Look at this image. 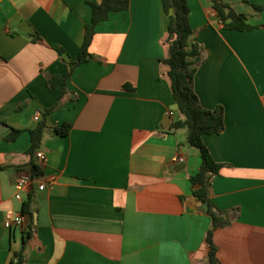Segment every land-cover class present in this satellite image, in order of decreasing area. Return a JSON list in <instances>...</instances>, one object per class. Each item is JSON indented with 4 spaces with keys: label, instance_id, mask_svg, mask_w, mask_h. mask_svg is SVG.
Instances as JSON below:
<instances>
[{
    "label": "crops",
    "instance_id": "1",
    "mask_svg": "<svg viewBox=\"0 0 264 264\" xmlns=\"http://www.w3.org/2000/svg\"><path fill=\"white\" fill-rule=\"evenodd\" d=\"M90 1L101 0H0V264L29 229L26 264H207L211 217L190 180L202 160L186 130L172 127L179 110L161 63L170 20L162 0H130L96 25L94 58L75 68L46 116V160L34 155L42 169L30 167V130L62 90L46 74L72 66ZM225 1L254 27L225 28L211 0H188L192 40L206 55L195 90L225 115L224 131L203 137L222 163L211 197L239 209L214 242L220 264H264V0ZM65 122L69 133L55 132ZM13 128L22 132L7 139ZM21 172L32 181L19 200ZM28 201L32 224L28 216L25 228L6 227Z\"/></svg>",
    "mask_w": 264,
    "mask_h": 264
},
{
    "label": "trees",
    "instance_id": "2",
    "mask_svg": "<svg viewBox=\"0 0 264 264\" xmlns=\"http://www.w3.org/2000/svg\"><path fill=\"white\" fill-rule=\"evenodd\" d=\"M211 2L225 28L246 30L254 27L253 24L248 22L245 13L237 12L225 0H211ZM89 4L92 8V19L86 24L85 37L78 56L72 59V66L61 74H46L48 86L51 89L62 87V90L57 102L45 110L44 119L40 120L37 126L30 130L31 146L27 152L32 157L30 167L33 172L42 169L41 165L35 162L33 158L40 147L45 128L47 127L46 116L60 104L67 92L68 79L75 68L94 58L90 51V45L96 33V25L100 21L108 19L111 12L128 9L130 0L90 1ZM162 4L170 20L166 36L163 38L167 54L161 58V63L167 67V75L179 110L172 127L174 129H185L188 143L199 150L202 160L201 166L195 174L191 175L190 180L194 196L204 204L206 213L211 217V225L205 235V241L208 246L207 264H220V259L217 255L218 248L214 242V233L216 229L230 225L239 215V209L222 210L212 200V178L220 172L222 163L214 159L203 137L205 134H218L224 131V107L223 105H218L212 109L203 107L195 90V74L198 67L205 61L206 55L202 44L192 40L194 28L189 19L190 6L188 0H162ZM58 51L62 55L66 53L63 48H59ZM0 123H4V121L0 119ZM71 128L72 124L65 122L62 126L55 127V132L64 135L68 134ZM21 132L22 129L13 128L7 139L12 140ZM0 168L2 167L0 166ZM196 185L200 186L195 187ZM22 213L30 217L32 224L33 218L32 213L29 211V201L24 203ZM24 233L21 249L14 251L11 257L13 264L27 263L24 250L32 232L29 229Z\"/></svg>",
    "mask_w": 264,
    "mask_h": 264
},
{
    "label": "built area",
    "instance_id": "3",
    "mask_svg": "<svg viewBox=\"0 0 264 264\" xmlns=\"http://www.w3.org/2000/svg\"><path fill=\"white\" fill-rule=\"evenodd\" d=\"M35 119H40L41 117V114L40 112H37L35 114ZM36 156L41 160V161H44L46 160V153L42 150H38L36 152ZM175 160H178V161H184L185 160V157L183 155H177ZM32 181V175L28 172H21L19 175H18V178H17V183H16V186H17V191H16V194H15V197L19 200H22L23 197H22V192L26 191L27 188L29 187L30 183ZM45 185H40V188L43 189ZM28 216L24 213H20L16 216H10L6 221H5V226L8 227V228H11L13 226H16V227H21V228H25V226L28 225ZM8 264H13V262L10 260V262Z\"/></svg>",
    "mask_w": 264,
    "mask_h": 264
},
{
    "label": "water",
    "instance_id": "4",
    "mask_svg": "<svg viewBox=\"0 0 264 264\" xmlns=\"http://www.w3.org/2000/svg\"><path fill=\"white\" fill-rule=\"evenodd\" d=\"M182 167H184V164H182L181 167H176V168L178 169V168H182ZM198 186H200V185H196L195 187H198Z\"/></svg>",
    "mask_w": 264,
    "mask_h": 264
},
{
    "label": "rangeland",
    "instance_id": "5",
    "mask_svg": "<svg viewBox=\"0 0 264 264\" xmlns=\"http://www.w3.org/2000/svg\"><path fill=\"white\" fill-rule=\"evenodd\" d=\"M197 149V148H196Z\"/></svg>",
    "mask_w": 264,
    "mask_h": 264
}]
</instances>
